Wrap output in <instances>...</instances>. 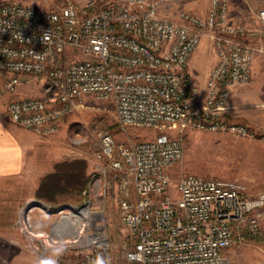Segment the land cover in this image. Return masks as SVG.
Returning <instances> with one entry per match:
<instances>
[{
    "label": "built area",
    "instance_id": "obj_1",
    "mask_svg": "<svg viewBox=\"0 0 264 264\" xmlns=\"http://www.w3.org/2000/svg\"><path fill=\"white\" fill-rule=\"evenodd\" d=\"M173 5L175 15L162 12ZM255 18L254 26L232 21L229 0H208L202 15L181 0H87L82 7L64 0L52 9L0 1V89L12 95L6 105L11 122L48 136L86 96L114 104L123 139L106 130L89 134L100 162L90 174L91 200L116 182L127 264H231V251L258 233L264 190L194 173L173 182L181 138L163 132L134 139L126 131L171 123L181 134L190 127L252 135L245 123L227 118L226 101L233 85L251 80L253 61L264 58V7ZM203 35L216 58L201 92L189 60ZM29 77L41 81L40 95L18 96ZM90 205L59 210H68L66 216L86 208L77 220L81 232L58 229L77 243L79 264H101L109 249L101 211ZM54 242L51 236L48 244Z\"/></svg>",
    "mask_w": 264,
    "mask_h": 264
},
{
    "label": "rangeland",
    "instance_id": "obj_2",
    "mask_svg": "<svg viewBox=\"0 0 264 264\" xmlns=\"http://www.w3.org/2000/svg\"><path fill=\"white\" fill-rule=\"evenodd\" d=\"M17 1L52 9L59 7L64 0ZM73 1L78 7H82L87 0ZM181 6L202 15L208 8V0H181ZM261 7H264V0H229V16L234 22L254 26L255 13ZM176 10L177 6L173 5L162 12L172 16ZM215 58L209 37L203 35L189 60V70L196 78L201 92L207 72L214 64ZM262 66L264 58H256L251 68V80L246 84L233 85L227 96L228 99L232 95V103H236L242 113L232 114V117L229 113L227 118L245 123L252 135L242 136L228 131H208L190 127L184 128L181 134L178 125L171 123L152 127L128 126L127 134L134 139H149L166 132L181 138L182 157L170 170L173 182L182 174L194 173L204 177L242 181L250 192L264 190ZM3 81L0 75V87ZM23 91V94L18 96H39L41 81L33 77L23 80ZM11 97L8 92L0 89V114L8 121L10 120L6 114V105ZM98 130L109 131L117 140H122L124 136L116 122L113 102L86 96L63 117L59 129L54 134L39 136L41 175L37 179H31L26 174L0 176V264H79L80 261L76 257L80 255V248L77 243L66 240L68 236L58 235L54 226L62 225L64 217L61 214L68 210L61 213L59 210L65 205L86 203L94 204L95 206H90L101 211L104 232L109 240V249L101 264H127L124 251L129 243L117 214V200L120 195L116 182L110 183L105 188V195L98 196L95 200H91L94 198L93 191L96 190L90 183V178L80 192L79 199L75 196L74 200L55 203L45 202L35 196L39 178L52 172L57 162L82 160L85 162L86 176L96 173V165H100V162L94 158L95 148L89 134ZM37 201L47 204L50 212L43 211ZM23 217L27 226L22 224ZM51 236L55 240L53 245L48 244ZM231 259V264H264V217L258 233L239 248L233 249Z\"/></svg>",
    "mask_w": 264,
    "mask_h": 264
},
{
    "label": "crops",
    "instance_id": "obj_3",
    "mask_svg": "<svg viewBox=\"0 0 264 264\" xmlns=\"http://www.w3.org/2000/svg\"><path fill=\"white\" fill-rule=\"evenodd\" d=\"M264 67V66H262ZM23 82L17 87V94H23ZM227 99L226 116L239 115L241 109ZM229 102V103H228ZM230 113V114H229ZM27 175L37 179L40 170V138L32 131L8 121L0 114V176Z\"/></svg>",
    "mask_w": 264,
    "mask_h": 264
},
{
    "label": "trees",
    "instance_id": "obj_4",
    "mask_svg": "<svg viewBox=\"0 0 264 264\" xmlns=\"http://www.w3.org/2000/svg\"><path fill=\"white\" fill-rule=\"evenodd\" d=\"M89 178V175H85L84 161L66 160L57 162L52 172L39 178L35 196L38 199L45 200V202L52 201L55 203L74 200L75 196L79 199V194L86 187Z\"/></svg>",
    "mask_w": 264,
    "mask_h": 264
},
{
    "label": "bare ground",
    "instance_id": "obj_5",
    "mask_svg": "<svg viewBox=\"0 0 264 264\" xmlns=\"http://www.w3.org/2000/svg\"><path fill=\"white\" fill-rule=\"evenodd\" d=\"M86 213V208L85 207H81V210L78 212H74L71 214H68L66 216H63V221H62V225L63 228H66L67 231H69V233H71L73 230H77V232H81V226L78 225L77 226V220L80 219L84 214ZM58 224H55L54 229L58 230L59 228H61V226H57ZM57 226V229H56ZM78 234V233H77Z\"/></svg>",
    "mask_w": 264,
    "mask_h": 264
}]
</instances>
